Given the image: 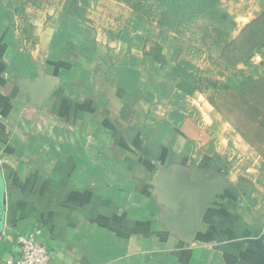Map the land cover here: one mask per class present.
<instances>
[{"label": "crops", "instance_id": "0c3cea01", "mask_svg": "<svg viewBox=\"0 0 264 264\" xmlns=\"http://www.w3.org/2000/svg\"><path fill=\"white\" fill-rule=\"evenodd\" d=\"M48 3L0 0V256L39 231L66 264H264L261 154L244 140L257 164L238 169L235 146L195 127L183 104L195 93L162 66L131 51H56L53 36L41 46ZM40 70L57 78L43 105L22 87ZM215 155L228 170L200 165ZM14 192L40 205L12 208Z\"/></svg>", "mask_w": 264, "mask_h": 264}, {"label": "rangeland", "instance_id": "374dc122", "mask_svg": "<svg viewBox=\"0 0 264 264\" xmlns=\"http://www.w3.org/2000/svg\"><path fill=\"white\" fill-rule=\"evenodd\" d=\"M39 1L51 2L47 10L40 8L41 16L36 19V35L41 46H45L41 39L51 42L53 36L56 51H131L136 63L144 62L157 70L162 66L172 71L174 65H180L196 75L198 85L203 87L202 92H196L183 102L192 112L195 127L207 135L206 138H214L219 147L230 141L237 151L238 169L257 164L256 152L214 108L209 98L224 85H239L264 77V46L247 61L234 66L220 59L225 43L237 38L245 25L257 17L264 9V0H223L222 9L230 20L221 14L196 20L189 12L188 20H181L177 30L159 24L158 20L122 0ZM62 11L65 13L59 14ZM114 36L119 40L107 43L106 39ZM125 58L121 57L118 65L126 64ZM164 69L158 72L172 75ZM160 77L163 76L160 74ZM163 107L156 111L163 112ZM204 158L210 157H203L200 165L207 166L209 161ZM0 218H4L3 213Z\"/></svg>", "mask_w": 264, "mask_h": 264}, {"label": "trees", "instance_id": "16d2710c", "mask_svg": "<svg viewBox=\"0 0 264 264\" xmlns=\"http://www.w3.org/2000/svg\"><path fill=\"white\" fill-rule=\"evenodd\" d=\"M119 1V0H118ZM142 12L149 18L158 20L159 24L177 30L182 22L188 20L192 12L196 20L208 15L221 14L229 19V14L222 9L223 0H122ZM119 35V34H118ZM115 37V36H114ZM264 46V9L252 21L247 23L239 36L225 43L220 59L231 66L247 61L256 50ZM159 54L155 55L157 57ZM165 63V60L163 61ZM165 65V64H164ZM172 75L177 80V88L183 93L193 95L202 92L197 76L180 65H174ZM210 103L236 129L243 139L256 149L264 158V77L251 79L239 85L222 86L209 98ZM213 164L229 169L221 156L211 159ZM243 192L249 186H240ZM14 208L21 200L33 205H40L36 199L23 194L13 193L10 197Z\"/></svg>", "mask_w": 264, "mask_h": 264}, {"label": "built area", "instance_id": "2783aa9c", "mask_svg": "<svg viewBox=\"0 0 264 264\" xmlns=\"http://www.w3.org/2000/svg\"><path fill=\"white\" fill-rule=\"evenodd\" d=\"M39 231L28 236H19L16 247L9 256H0V264H66L51 257L46 244L37 238Z\"/></svg>", "mask_w": 264, "mask_h": 264}, {"label": "water", "instance_id": "95a60500", "mask_svg": "<svg viewBox=\"0 0 264 264\" xmlns=\"http://www.w3.org/2000/svg\"><path fill=\"white\" fill-rule=\"evenodd\" d=\"M57 85V78L45 77L42 70L39 71L38 77L31 81L29 79L23 78V90L28 93L33 101L38 105H43L49 95L54 91ZM0 207L1 213L5 216L7 209V189L4 181L0 178ZM3 223V219L0 218V225Z\"/></svg>", "mask_w": 264, "mask_h": 264}, {"label": "flooded vegetation", "instance_id": "af4514ba", "mask_svg": "<svg viewBox=\"0 0 264 264\" xmlns=\"http://www.w3.org/2000/svg\"><path fill=\"white\" fill-rule=\"evenodd\" d=\"M0 217H1V207H0Z\"/></svg>", "mask_w": 264, "mask_h": 264}]
</instances>
